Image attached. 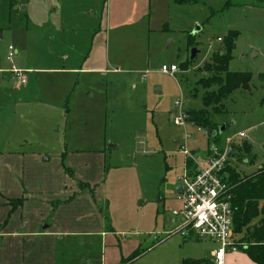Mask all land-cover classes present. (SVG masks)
I'll return each mask as SVG.
<instances>
[{"label": "rangeland", "instance_id": "rangeland-1", "mask_svg": "<svg viewBox=\"0 0 264 264\" xmlns=\"http://www.w3.org/2000/svg\"><path fill=\"white\" fill-rule=\"evenodd\" d=\"M18 2L25 8L19 4L12 11L0 2V67L39 69L25 73L27 84L0 73V156L17 154V162L3 157L0 166L14 175L65 173L66 166L77 183L84 172L71 166L68 156L103 149L104 190L98 206L122 242L121 248L109 244L106 249L96 237H90V249L72 242L65 264H89L87 250L90 264H114L115 256L135 250L140 256L132 264L210 259L215 242L166 234L183 223L172 213L181 207L176 191L184 159L180 147L203 152L209 141L207 131L191 122L174 124L175 102L182 101L186 113L202 107L197 81L212 74L202 67L213 53L224 52L228 31H237L228 70L252 77L248 88L233 91L211 119L224 126L218 132L221 144L245 133L233 139L242 155L230 160L240 175H251L264 164V0ZM8 45L17 50L12 62L6 58ZM193 48L197 53L190 61ZM79 65L103 70H80ZM162 65H176L179 71L163 73ZM246 144L250 151L244 158ZM7 207L0 206V219ZM128 241L138 245L132 248ZM226 264L254 263L238 250L227 253Z\"/></svg>", "mask_w": 264, "mask_h": 264}, {"label": "crops", "instance_id": "crops-1", "mask_svg": "<svg viewBox=\"0 0 264 264\" xmlns=\"http://www.w3.org/2000/svg\"><path fill=\"white\" fill-rule=\"evenodd\" d=\"M96 32L93 33L92 38ZM64 56L66 57L62 56L61 58L67 61V55ZM79 66L80 70H103L101 67L96 68L94 66L90 69V66ZM30 67L25 65L16 68L25 70V73L39 69ZM0 73L3 75L10 73V71L0 67ZM210 140L209 138L208 144ZM176 142H179L178 139ZM235 152H238L236 147ZM179 153L183 155L180 150ZM16 155L3 154L0 159L4 157L5 162L15 163L17 162ZM183 158L182 170L185 163L184 155ZM70 159L71 166L82 167L84 173H82L81 180L90 185V190L80 191L75 180V173L70 177L61 169L53 171V173L46 172L45 175L27 172L24 175V171L14 175L5 168L4 164L0 166V206H8L7 198H26L23 204L15 209L5 222L4 219L8 213L5 215L2 212L4 219H0V222L3 220L0 226V264H65V255L70 244L80 242L82 248L85 246L90 249V237L100 239L104 249L109 244L122 247V242L116 240L118 235L115 234V231L108 229L102 210L98 206L99 195L104 190L102 177L104 176L103 170H105V151L103 149L89 153L76 151L68 156L69 162ZM26 160L24 157L22 158V165L26 163ZM19 177L22 178V184ZM161 201L163 202L162 199ZM7 209L9 212L10 208L7 207ZM21 220H23L22 227L20 226ZM128 243L133 246L132 248L138 245L136 241H128ZM132 248L130 250H133ZM85 252H87L86 257H89L88 263L90 264V251ZM108 254L110 255V253ZM110 256H115V254ZM139 256L140 254L126 260L128 256L118 255L115 256L114 264H132Z\"/></svg>", "mask_w": 264, "mask_h": 264}, {"label": "trees", "instance_id": "trees-1", "mask_svg": "<svg viewBox=\"0 0 264 264\" xmlns=\"http://www.w3.org/2000/svg\"><path fill=\"white\" fill-rule=\"evenodd\" d=\"M1 1L6 2L5 6L11 10L13 6L22 4L18 0ZM170 1L175 5H186L195 4L197 0ZM237 36V31H228L226 36L223 37L224 52L213 53L211 61L203 65V70L212 74L201 77L197 81V85L202 89L200 95L202 107L197 110H187L188 120L193 125L205 129L208 134L210 131L219 130V126L211 118L212 115L220 112L223 100L237 89L248 88L252 77L250 72H231L228 70ZM190 37H188L187 41L189 45L192 44V41L189 40ZM186 66H188V63L183 65V67ZM209 138L221 144L219 142V133L214 136L209 135ZM239 150L236 154H231V157H240L242 154H240ZM243 150L246 153L243 157L246 158L250 151L248 144L243 147ZM63 168L68 176H73L71 169L66 166H63ZM226 172L231 195L233 230L235 234L240 236L239 250L244 252L254 264H264V164L255 173L242 176L233 168L229 161L226 165ZM77 184L80 191L91 189L86 182L78 181ZM25 200L26 198L24 197L7 198V205L10 206V210L4 222ZM138 254H140L139 250H135L126 260ZM206 261V259L185 260L183 264H201Z\"/></svg>", "mask_w": 264, "mask_h": 264}, {"label": "built area", "instance_id": "built-area-1", "mask_svg": "<svg viewBox=\"0 0 264 264\" xmlns=\"http://www.w3.org/2000/svg\"><path fill=\"white\" fill-rule=\"evenodd\" d=\"M15 54L14 47L8 45L7 60L12 62ZM9 71L18 83H26L25 70L11 64ZM161 71L174 75L179 68L176 65H162ZM142 77L144 78L145 74ZM175 105L178 107V114L173 118L174 124L183 126L186 122L190 123L187 113L182 108V101H176ZM235 137L244 138L245 133L238 132L228 137L222 144L211 139L203 152L191 151L184 145L180 148L185 156L182 173L178 176L181 189L177 191V199L181 207L172 213L180 215L183 223L166 234L170 236L179 233L183 239H208L215 242L218 247L211 251L208 264H226L227 253L239 250L240 237H237L233 230L231 195L226 172V165L233 159L231 154L235 152L233 141Z\"/></svg>", "mask_w": 264, "mask_h": 264}, {"label": "water", "instance_id": "water-1", "mask_svg": "<svg viewBox=\"0 0 264 264\" xmlns=\"http://www.w3.org/2000/svg\"><path fill=\"white\" fill-rule=\"evenodd\" d=\"M21 7L24 8L23 5H22ZM14 8L17 9V6H14ZM168 43H170V42H168ZM196 53H197V49L193 48V49L191 50L190 59H193V58L195 57ZM222 130H224V126H221V127L219 128L218 131H215V130L210 131V132H209V135L214 136V135H216L219 131H222ZM235 153H236V152H234L233 154H235ZM176 189H177V191H179V190L181 189L180 185L177 186Z\"/></svg>", "mask_w": 264, "mask_h": 264}]
</instances>
